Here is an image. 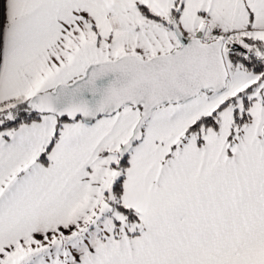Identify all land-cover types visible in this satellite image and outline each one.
<instances>
[{
  "label": "snow or ice",
  "instance_id": "1",
  "mask_svg": "<svg viewBox=\"0 0 264 264\" xmlns=\"http://www.w3.org/2000/svg\"><path fill=\"white\" fill-rule=\"evenodd\" d=\"M0 264H264V0H0Z\"/></svg>",
  "mask_w": 264,
  "mask_h": 264
}]
</instances>
